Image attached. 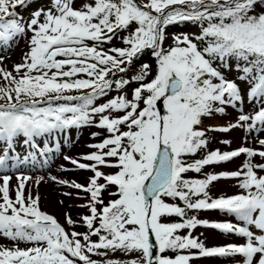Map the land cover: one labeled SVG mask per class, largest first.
I'll return each instance as SVG.
<instances>
[{"label": "snow or ice", "instance_id": "6c2138e0", "mask_svg": "<svg viewBox=\"0 0 264 264\" xmlns=\"http://www.w3.org/2000/svg\"><path fill=\"white\" fill-rule=\"evenodd\" d=\"M29 6L30 0H0V45L7 47L18 35L32 33L30 51L14 67L19 78L0 68L8 82L0 87V142L6 145L0 154V236L16 244L0 245V264H124L92 259L117 252L128 257L127 264H189L192 255L164 254L191 249L202 257H241L242 264H264V175H258L264 163L253 162L255 157L264 160V150L217 149L192 163L186 160L207 149L210 131L264 132V0H50L47 9L33 11L22 22L16 9ZM185 23L197 31L175 35L172 46L165 48L169 26ZM125 31L128 35L121 36ZM118 38L126 47L105 50ZM146 50L156 60L150 80L145 82L148 64L131 81L112 78L129 71ZM222 70L235 71L236 78H226ZM130 82L139 85L131 99L118 95L96 106L114 88L124 90ZM55 101L77 103L53 106ZM245 101L256 102L247 114L240 107ZM45 103L47 107L38 106ZM226 107L239 109L235 123L205 127L206 119L224 115ZM96 117L95 126L108 135L89 145L96 151L82 159L92 163L65 157L93 173L87 186L51 178L88 194L84 207L89 214L81 217L87 231L68 232L41 211L39 195L25 194L30 176H16L11 198L8 173L35 165L37 153L46 155L35 138L92 125ZM21 136L35 152L23 157L16 153L14 143ZM257 142L264 149V139ZM241 155L246 159L239 171L184 178ZM220 179H238L241 193L212 198L208 188ZM189 210H218L241 223L200 220L188 216ZM172 217L181 222H163ZM65 219L75 224L70 215ZM197 227L244 242L206 248L192 236ZM184 229L187 235L177 234ZM21 242L30 246L21 248Z\"/></svg>", "mask_w": 264, "mask_h": 264}, {"label": "rangeland", "instance_id": "374dc122", "mask_svg": "<svg viewBox=\"0 0 264 264\" xmlns=\"http://www.w3.org/2000/svg\"><path fill=\"white\" fill-rule=\"evenodd\" d=\"M34 1V2H33ZM50 0H31L30 1V6L28 8H17L16 11L19 15V17H22V22H26L31 18V14L33 11L39 9V8H44L47 9L49 7ZM197 29L195 26L185 23V24H180V25H175V26H169V28L166 30V41L164 44L165 48H168L169 46H172L173 44V37L175 35H180L182 33H188L192 34L196 32ZM128 32L125 31L121 33V36H127ZM105 50L110 47H126V45L123 44L122 39H114L111 44L105 45ZM0 63V68L5 69L8 71L6 68L1 67ZM142 64H137V65H131L129 66V71L127 72L125 77H123V74H117V76L112 77L113 79H118V78H123L131 81V78L138 74L140 71ZM150 66L149 69V75L147 77V82L150 80L154 75L156 71V61L153 63H147ZM18 65V64H16ZM9 69V68H8ZM225 72L226 78L228 79H235L236 78V73L235 71L228 72L225 70H222ZM9 72V71H8ZM3 77L0 76V87L7 86L8 82L4 81L2 79ZM84 78V77H82ZM139 86L136 82H130L124 90L117 91L115 88L109 92L107 96H104L100 98L96 102V106H99L102 103H106L109 99L116 98L118 95H127L129 99L132 97V92L133 90ZM72 93H77V92H72ZM78 95L81 93H77ZM4 103V101H0V104ZM66 103H72L75 104L77 103L76 101L72 102H67V101H55L53 106H58L60 104H66ZM256 102H248L245 101L242 107L243 111L245 114L252 112L253 107L252 104ZM45 105V106H44ZM40 104L38 106L40 107H46L48 106L46 103L45 104ZM239 109H232L231 107H226V112L224 115H219L216 114L210 119L205 120V127H213V128H220V127H226L230 123H235L236 118L238 115ZM115 115V114H113ZM99 117L94 118L93 124L88 125V126H81L80 129L75 130L76 128L71 129L67 136H60L61 146L65 145L63 153L66 152V147H71L75 145H79V143H83L85 141L86 144L82 145L83 148H79L77 150V158H74L78 160L80 163H86V164H91L92 162L90 161H85L83 159V156L92 153L96 151V149L89 147V145L93 144H98L102 142L103 139L107 138V133L105 130L100 129L96 127V123H98ZM73 131H77L80 133H73ZM71 133V134H70ZM93 133H98V135L93 136ZM67 137V138H66ZM207 138L209 140L208 147L205 150H201L198 152L195 156L192 157H187L186 160L188 163H192L194 160L202 159L207 152L217 150L219 149L221 152H225L228 149H231L233 147H250L254 148L256 150H264L261 149L257 140L258 139H264V132L259 133L258 135L256 133L249 134L245 132L244 129H232L231 131L224 133V132H219V131H210L207 133ZM246 138V139H245ZM38 139V138H37ZM72 139V140H71ZM41 140V137H39V141L37 142V145L39 146V142ZM59 141V139H58ZM70 141V142H69ZM222 141H230V144H225L222 143ZM36 142V141H35ZM42 142V141H41ZM40 142V144H41ZM57 143V142H56ZM70 143V144H69ZM0 154H2V150L5 146L4 143L0 142ZM14 148L15 150L19 153L21 157L27 155L30 151H33L30 147L25 145L24 140H19V138H16L15 143H14ZM92 150V151H91ZM34 152V151H33ZM79 155V156H78ZM44 157L41 161L37 162L38 167L45 166L47 163V159ZM45 159V160H44ZM246 157L244 155L234 158L233 160L222 163L219 165H209L205 166L200 173H195V172H188L184 174L185 179H204L206 177V174H210V172H206L205 169L207 170H212L211 173L219 174L222 172H236L239 171L245 161ZM45 161V162H44ZM254 163H264V160H261L259 157L253 158ZM40 165V166H39ZM40 167V168H41ZM70 164L68 163L67 166H65V173L71 174V172L75 171V168H77L75 165L73 166L72 170L70 172L66 171L70 169ZM33 169V168H32ZM99 170L108 173L112 172L114 170L112 169H107V168H100ZM84 172L80 177L79 180L76 179V177H71L67 179V182L70 183H79L81 185L87 186L89 177L93 175L91 171L85 170L81 171L79 173ZM41 174L35 173L33 174V178L29 180L26 184L25 188V194L27 195L29 192L33 195H39L41 202L40 207L42 211L44 210L47 213H51L52 215L56 216L60 221L64 216L70 215L73 221H75L74 225H71L69 228V232L71 230L77 231L80 233L86 232L87 229L83 225V222L81 220V217L84 215H88V209L86 206L89 203V199L87 197L88 194L78 192L77 189L72 188V187H63L62 193L63 195H57L55 198L50 199L47 198L45 199V196L49 195V190L55 189L51 183L45 180H41L42 178ZM258 175H264V172H261L258 170ZM72 176V175H71ZM37 177V179H36ZM39 177L40 183L37 185V180ZM33 180V181H32ZM103 182V181H101ZM240 181L238 179H220L215 182H213L212 185L209 186L208 192L212 198H219L221 196L223 197H231L233 195H238L241 193V189L238 187ZM12 186V185H11ZM56 190V189H55ZM64 193H71V195H64ZM104 199L105 202L109 199L107 195L104 194ZM195 199V198H194ZM62 202V203H61ZM166 202L171 203L170 200H167ZM196 217L200 220H206L209 222H231L234 224H240L241 222L237 221L233 216L227 215L225 213H221L218 210H209V211H199L196 212ZM166 222V219L164 218V221ZM65 229H67V226H64ZM189 230L184 229L181 230L179 235H187ZM192 236L194 238H197L199 241L203 242L206 248H213V247H221L229 244H242L244 241L242 238L237 237L233 234H224L220 232L219 230H215L212 228H203V227H197L196 229L192 230ZM93 240H96L97 237H92ZM169 257L174 258L177 254H182V255H192L194 258L189 261V264H241L242 259L241 257H210V258H200L198 256L199 252L196 249H191V250H185L183 252L179 253H173L171 251H168ZM114 259V260H123L124 264H127L128 257L125 256L122 253H110L108 257H100V256H93L92 259L98 260V261H104L107 259Z\"/></svg>", "mask_w": 264, "mask_h": 264}, {"label": "bare ground", "instance_id": "6f19581e", "mask_svg": "<svg viewBox=\"0 0 264 264\" xmlns=\"http://www.w3.org/2000/svg\"><path fill=\"white\" fill-rule=\"evenodd\" d=\"M31 36H32V33L31 32H27L24 36L20 35L19 38L15 37L14 41L10 42L9 45L7 46V48H5L4 50L0 51V57H3V64H1V67H4L9 72H12V74L14 76H17V73L14 71V67L16 66V64H22L24 62L25 54L30 51V39H31ZM22 71H25V70H22ZM17 78H19V77L17 76ZM84 144H86L85 141L83 143H81V144L79 143V145L77 144V145L71 147L73 145L72 144L70 147H66V152L62 153V154H61V151L64 149L63 147H61L60 150H57L53 154V156L50 157V160L53 163H55V164L52 165L51 169L42 167L41 168L42 170H38L36 167H34L32 170L28 171V172H31V173L34 171L35 173H39V174H47V173L54 174L53 176H50V178L48 179V182L51 183L56 190L55 189L49 190V195L45 196V199H47V198L53 199L58 194L61 195V196L63 195L62 189H63L64 185L61 184V183H57L56 181H67V179H69L71 177H73V178L76 177L77 180H79L80 177L82 178L81 175L84 172H82V173H71L70 175L65 173V166H67V164H68V160H66L65 157H69L70 159L77 158V150L79 148H83L82 145H84ZM77 159H79V158H77ZM80 159H82V158H80ZM52 177H56V181L52 180L51 179ZM36 179H37V177H36ZM40 179L38 177V180H40ZM69 184H71V181H70ZM14 185H17V184H14ZM105 195H107V193H105ZM40 202H41V199H40L39 203ZM0 245H3L5 247H10V248L16 247V244L14 242L10 241L9 239H7V238H5L3 236H0ZM28 246H30V245H27V244H25L23 242H21L19 244V247H21V248L28 247Z\"/></svg>", "mask_w": 264, "mask_h": 264}, {"label": "trees", "instance_id": "16d2710c", "mask_svg": "<svg viewBox=\"0 0 264 264\" xmlns=\"http://www.w3.org/2000/svg\"><path fill=\"white\" fill-rule=\"evenodd\" d=\"M151 52L149 50H146L142 55H140V57L138 59H134L133 63L135 64H140L142 62H148L151 61ZM183 206V205H181ZM194 213L193 211L189 210L188 211V216H192ZM181 222L180 218L178 217H173V222Z\"/></svg>", "mask_w": 264, "mask_h": 264}, {"label": "water", "instance_id": "95a60500", "mask_svg": "<svg viewBox=\"0 0 264 264\" xmlns=\"http://www.w3.org/2000/svg\"><path fill=\"white\" fill-rule=\"evenodd\" d=\"M154 252H155V249H154Z\"/></svg>", "mask_w": 264, "mask_h": 264}]
</instances>
